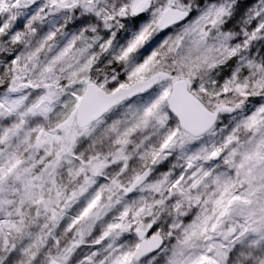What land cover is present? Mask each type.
I'll return each instance as SVG.
<instances>
[{
  "label": "snow or ice",
  "instance_id": "1",
  "mask_svg": "<svg viewBox=\"0 0 264 264\" xmlns=\"http://www.w3.org/2000/svg\"><path fill=\"white\" fill-rule=\"evenodd\" d=\"M0 264H264V0H0Z\"/></svg>",
  "mask_w": 264,
  "mask_h": 264
}]
</instances>
